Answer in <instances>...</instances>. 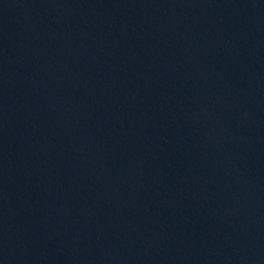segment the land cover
Returning <instances> with one entry per match:
<instances>
[{
  "label": "water",
  "instance_id": "95a60500",
  "mask_svg": "<svg viewBox=\"0 0 264 264\" xmlns=\"http://www.w3.org/2000/svg\"><path fill=\"white\" fill-rule=\"evenodd\" d=\"M0 264H264V0H0Z\"/></svg>",
  "mask_w": 264,
  "mask_h": 264
}]
</instances>
